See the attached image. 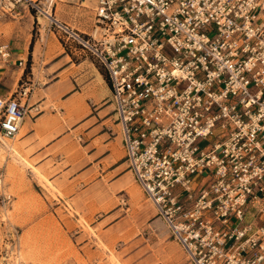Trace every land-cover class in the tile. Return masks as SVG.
Returning <instances> with one entry per match:
<instances>
[{"label": "built area", "instance_id": "built-area-1", "mask_svg": "<svg viewBox=\"0 0 264 264\" xmlns=\"http://www.w3.org/2000/svg\"><path fill=\"white\" fill-rule=\"evenodd\" d=\"M45 1L0 0V14L34 8L105 70L128 168L189 264H264V0H92L90 31ZM15 61L0 43V69ZM32 86L0 95L3 136ZM4 226L0 260L17 259Z\"/></svg>", "mask_w": 264, "mask_h": 264}, {"label": "rangeland", "instance_id": "rangeland-1", "mask_svg": "<svg viewBox=\"0 0 264 264\" xmlns=\"http://www.w3.org/2000/svg\"><path fill=\"white\" fill-rule=\"evenodd\" d=\"M81 1L47 0L45 5L57 18L90 31L93 3L87 0L84 6ZM16 10L14 15L0 14V42H8L16 54H27L22 74L13 64L5 87L13 90L21 83L32 82L33 71L40 74V83L35 82V88H40L35 97L46 96L41 88L45 83L60 84L59 89L48 91L49 102L53 103V94L58 96L60 92L59 97H63L70 92V79L85 85V65L77 63L83 59V63L87 62L86 55L63 47L58 35L48 30L45 17L40 18L44 23L40 28L34 8L21 5ZM31 91L33 86L28 102ZM34 105L31 114L50 106L47 102L44 107ZM18 137L16 134L11 139L0 133V196L6 198L0 219H5L4 229L16 230L19 237V258L0 260V264H189L123 157L113 165L118 166L114 172L106 171L103 179L87 183L70 199L67 196H71V190L63 191L62 183L49 182L41 175L42 170L33 167L18 151ZM107 167L105 164L106 170Z\"/></svg>", "mask_w": 264, "mask_h": 264}, {"label": "crops", "instance_id": "crops-1", "mask_svg": "<svg viewBox=\"0 0 264 264\" xmlns=\"http://www.w3.org/2000/svg\"><path fill=\"white\" fill-rule=\"evenodd\" d=\"M84 1H81L82 5L87 6L88 2ZM53 4L54 2L52 8ZM41 17L43 16H38L36 19V24L40 23L38 25L40 28L44 26ZM59 42L63 47L65 46L60 39ZM69 50L71 51V48ZM26 54V51L18 54L12 52V58L16 60ZM85 55L88 61L83 63L86 61L83 59L77 64L85 65V72L82 75L87 82L81 86L76 78L74 81L70 79L67 87L70 92L66 96L59 97L60 92L58 96L53 94L56 98V102L53 103L56 105L49 102L51 100L47 94L49 90L59 89L60 84L41 85L46 96L41 94L35 97V93H39L40 89L38 86L35 88V82L40 83V74H34L32 71L30 79L33 91L29 104L37 103L38 106H42L47 102L50 106L42 109L38 114L29 112L24 116L20 124L21 129L19 128L22 134L15 142L18 151L23 156H27V161L32 162L33 167L40 168L41 175L46 176L49 182L62 183L63 191L71 190L69 193L71 196L67 198H75L74 194L86 187L87 183L103 179L106 171L114 172L118 166L113 165L122 157L128 167L106 72L91 56ZM13 64H17L16 61L0 69V95H6L12 90L5 85L11 75L9 70ZM19 70L22 74L23 66L18 65L17 72ZM60 80L58 78V81ZM75 84L79 87L76 88ZM34 107L35 105L29 111ZM105 164L109 169L108 167L107 170L105 169ZM29 171L32 172L31 169Z\"/></svg>", "mask_w": 264, "mask_h": 264}, {"label": "bare ground", "instance_id": "bare-ground-1", "mask_svg": "<svg viewBox=\"0 0 264 264\" xmlns=\"http://www.w3.org/2000/svg\"><path fill=\"white\" fill-rule=\"evenodd\" d=\"M85 1H87V0H85ZM85 1H84V2H85ZM20 129H21V128H20ZM20 129H19L17 135H21V134H20V131H22V130H20ZM15 136H16V135H15ZM15 136H14V137H15ZM14 137H13V138H14ZM14 139H15V138H14ZM10 259H11V258H10Z\"/></svg>", "mask_w": 264, "mask_h": 264}, {"label": "trees", "instance_id": "trees-1", "mask_svg": "<svg viewBox=\"0 0 264 264\" xmlns=\"http://www.w3.org/2000/svg\"><path fill=\"white\" fill-rule=\"evenodd\" d=\"M28 59H30V56H29V58Z\"/></svg>", "mask_w": 264, "mask_h": 264}]
</instances>
